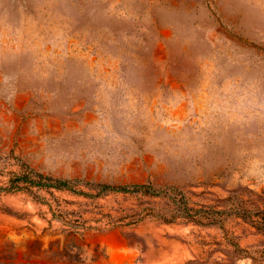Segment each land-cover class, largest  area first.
I'll return each instance as SVG.
<instances>
[{
	"label": "rangeland",
	"instance_id": "1",
	"mask_svg": "<svg viewBox=\"0 0 264 264\" xmlns=\"http://www.w3.org/2000/svg\"><path fill=\"white\" fill-rule=\"evenodd\" d=\"M0 264H264V0H0Z\"/></svg>",
	"mask_w": 264,
	"mask_h": 264
}]
</instances>
